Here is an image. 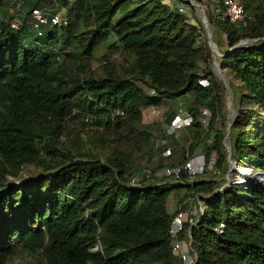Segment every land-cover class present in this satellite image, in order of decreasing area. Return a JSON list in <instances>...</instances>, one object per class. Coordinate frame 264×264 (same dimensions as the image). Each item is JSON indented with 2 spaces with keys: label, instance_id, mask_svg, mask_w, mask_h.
<instances>
[{
  "label": "trees",
  "instance_id": "obj_1",
  "mask_svg": "<svg viewBox=\"0 0 264 264\" xmlns=\"http://www.w3.org/2000/svg\"><path fill=\"white\" fill-rule=\"evenodd\" d=\"M241 2L242 28L208 15L226 39L220 69L240 105L226 135L207 36L164 0H23L14 16L0 0V264L17 255L40 264H184L174 241L189 244L190 264H264V186L224 178L230 163L264 176V0ZM54 4L67 15L38 37L31 12ZM245 40L258 41L233 49ZM189 94L184 160L201 148L206 164L217 157L216 175L189 183L151 172L153 183L130 186L134 158L150 162L156 151L143 111ZM173 192L181 205L199 203L195 224L185 221L175 237Z\"/></svg>",
  "mask_w": 264,
  "mask_h": 264
},
{
  "label": "rangeland",
  "instance_id": "obj_2",
  "mask_svg": "<svg viewBox=\"0 0 264 264\" xmlns=\"http://www.w3.org/2000/svg\"><path fill=\"white\" fill-rule=\"evenodd\" d=\"M199 1L201 4L195 3V2L194 3L200 5L209 23L208 17L212 16V9L210 6L211 3L209 2V0H199ZM7 2H8V6L2 10V12L5 13L6 16H14L16 10L18 9L22 10L21 6H22L23 0H7ZM43 9L47 10L50 13L57 14L61 18H64L67 15V10L62 9L56 4H54L52 7H49L48 9L46 8H43ZM201 9L192 7V13L190 15L189 22L192 23L194 26L202 28L204 30L203 23H202V13L200 12ZM23 10L21 11L22 14L24 13ZM30 26H31L30 27L31 29L32 25L30 24ZM210 28L212 29L211 30L212 38L214 42H217V47L219 49L220 54L224 53L227 50L225 37L221 34V32L217 28H214L211 25H210ZM57 31L60 32L59 27L57 28ZM203 33L206 35L205 30ZM98 54H100V52ZM116 60L118 61V63L121 62L119 57H116ZM200 68H202V66ZM210 69L212 73L214 74V76L216 77V79L219 81V83L222 85V87L225 90L224 113H225L226 120H227V127H226L225 134L228 135L229 124L232 122L234 117L237 115V110L240 108V105L237 104L235 100L234 92L231 88V81L229 77L227 76L225 71H222L220 69V58L219 57L212 55V59L210 62ZM193 100L194 98L185 97L182 100H180L179 103L168 101L166 103H163L158 108H148L143 111V123L145 125L152 126V132L155 136L156 151L153 154V158L150 162H147V159L144 158L143 156H136L134 158L132 162V172L134 175L133 177L142 176V175H150L151 172L156 173L165 168L181 167L179 165L183 162H184L183 165H185V163L187 162V159L184 160V157L187 155L188 142L193 136L192 130L186 129L183 131H179L175 133L174 135H168L166 134L167 133L166 126L169 125L170 123L169 120L172 118L174 111L178 107L179 104H182L183 106H187V105L189 106L193 102ZM88 134H90V132L87 129H81L79 133V135L82 138H85ZM226 142L228 144L227 140ZM162 143H164L163 145L165 146L161 147ZM166 148H170L172 151V156L169 159H163L161 157L162 152ZM198 153H203L201 151V148L197 149L196 154ZM217 163H218V159L215 155H213L210 168L208 169L207 173L201 176V178L203 179L213 178L216 174ZM243 170H244V174L242 173ZM244 175H250L252 177H257L259 178V181H253V182L247 181L246 178H244ZM216 177H218V174ZM224 178H225L226 183L233 184L236 186L240 185L241 187L245 186L246 184L247 185L252 184L253 186L261 187L264 184V176L258 172L253 171L252 169H249L247 165L238 167L230 163V167L227 173L225 174ZM7 180L9 182L12 181L15 183L16 186H19L18 180H13L10 177H8ZM164 180H169V179H164ZM181 196L182 194L180 193L176 194V192H173L171 194L170 200L168 203V210L170 213L173 214L176 211L178 212L183 206V204L181 205L179 203V201L182 198ZM186 204L189 205L188 209L190 212L194 211L195 203L186 202ZM182 251L184 254L188 255V258L184 264H189L192 261V256L189 255L190 251H189V247L187 244L183 245ZM10 264H40V259L37 256L17 255L16 257L12 259Z\"/></svg>",
  "mask_w": 264,
  "mask_h": 264
},
{
  "label": "built area",
  "instance_id": "obj_3",
  "mask_svg": "<svg viewBox=\"0 0 264 264\" xmlns=\"http://www.w3.org/2000/svg\"><path fill=\"white\" fill-rule=\"evenodd\" d=\"M217 3H221V10L219 9ZM217 3L211 5L212 11L215 14H221L222 21H226L228 24L236 27L242 28L246 25V15L243 9V5L241 0H217ZM164 4L170 7L173 11L182 14L184 16L190 17L192 13L191 6L185 0H164ZM31 25L32 29L34 30L35 34L38 37L42 36V28L45 27H55L61 25V18L58 15H52L45 9L36 8L31 12ZM15 28V25L12 26ZM199 85L202 88L208 87V81L206 79H200ZM194 98V95L189 94L184 96L174 102H180L183 98ZM210 114L206 108L200 110V123L206 129L208 119ZM169 125L166 126V130L168 135H174L179 131H183L189 129L193 124V118L188 112V105L183 106L179 104L178 107L175 109L174 114L169 121ZM162 143L161 147L165 146ZM172 156V151L170 148H166L161 157L163 159H169ZM210 159L209 163L206 164L205 155L204 153L194 154L190 158H188L187 162L182 167H171L162 169L154 174L155 179L163 180V179H181L183 177H187V182L192 183L196 177L202 176L204 171H208L211 165ZM151 175V174H150ZM150 175H142V176H135L130 180V186L132 187H139L142 184H151L153 183V179L150 178ZM216 175V174H215ZM195 203L194 204V211H189L188 206L186 203L183 204L181 209L177 212L176 216L174 217L170 235L175 237L178 232H180L182 228V224L185 221H188L190 225H194L193 222L195 216L197 215V208L195 205L199 204L196 199L190 201ZM200 214L202 213V209L199 210ZM184 244H180L177 242L172 243V250L173 253L181 258L183 262L188 258V255L184 254L182 251ZM189 247V244H187ZM178 252V253H176ZM190 255V254H189ZM191 263V262H190ZM189 263V264H190Z\"/></svg>",
  "mask_w": 264,
  "mask_h": 264
},
{
  "label": "water",
  "instance_id": "obj_4",
  "mask_svg": "<svg viewBox=\"0 0 264 264\" xmlns=\"http://www.w3.org/2000/svg\"><path fill=\"white\" fill-rule=\"evenodd\" d=\"M190 6L191 8L194 7V8H197V9H201L200 5L198 4H195L194 2L190 1V0H185ZM201 13H202V23H203V27H204V30L206 32V35H207V40H208V48L211 52V54L213 56H217L219 58L223 57L222 54H220L219 52V49L217 47V42H214L213 38H212V29L210 28V25L208 23V20L206 18V15L204 13V11L201 9ZM258 40H253V41H248V40H245V41H241L237 46H235L233 49H236L238 48L239 46L241 45H246V44H249V43H255L257 42ZM233 49H231L230 51H232ZM264 186V184L262 185Z\"/></svg>",
  "mask_w": 264,
  "mask_h": 264
},
{
  "label": "bare ground",
  "instance_id": "obj_5",
  "mask_svg": "<svg viewBox=\"0 0 264 264\" xmlns=\"http://www.w3.org/2000/svg\"><path fill=\"white\" fill-rule=\"evenodd\" d=\"M201 12V11H200ZM219 68V67H218ZM220 71V70H219ZM216 73V72H215ZM242 173L244 174V170L242 171ZM242 174V175H243ZM252 176H250V175H244V178H246V180L247 181H251V182H253V181H259V178H257V177H252ZM263 182V181H262Z\"/></svg>",
  "mask_w": 264,
  "mask_h": 264
}]
</instances>
